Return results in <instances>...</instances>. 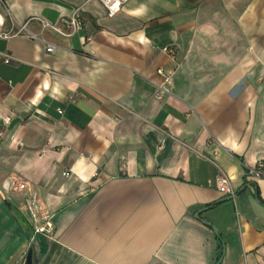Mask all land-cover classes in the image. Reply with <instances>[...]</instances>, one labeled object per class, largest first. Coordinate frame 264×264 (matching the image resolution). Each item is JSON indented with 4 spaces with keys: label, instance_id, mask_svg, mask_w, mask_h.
I'll return each mask as SVG.
<instances>
[{
    "label": "crops",
    "instance_id": "0c3cea01",
    "mask_svg": "<svg viewBox=\"0 0 264 264\" xmlns=\"http://www.w3.org/2000/svg\"><path fill=\"white\" fill-rule=\"evenodd\" d=\"M123 7L0 0V264H264V0Z\"/></svg>",
    "mask_w": 264,
    "mask_h": 264
},
{
    "label": "built area",
    "instance_id": "2783aa9c",
    "mask_svg": "<svg viewBox=\"0 0 264 264\" xmlns=\"http://www.w3.org/2000/svg\"><path fill=\"white\" fill-rule=\"evenodd\" d=\"M93 1H97L101 5V7H103V9L105 10L106 15L109 18H112L116 16L124 8L123 6L125 4H127L132 0H93ZM79 11H80L79 9L75 10L68 20L63 21L65 26L70 30L69 34L67 35L62 34L63 36L70 37L76 35L77 33H80L83 30L84 22L80 18ZM41 23L43 30H47L49 28L61 35V33H59V31H57L56 28L52 26V24L45 23L43 21ZM19 36H25L33 40L36 39L34 35L32 36L27 31L26 23L19 24V27L16 31L6 32L5 34L0 35V38L5 40V39L16 38ZM55 49L56 47L53 44L51 43L45 44V52L49 54H54L56 52ZM9 61H10V57H6L4 63L5 64L9 63ZM158 74L161 75V72H158ZM166 83H169L168 79H166ZM157 89H158V93L155 95L157 99H162L163 96L169 95L170 93V90H168V87L166 85H162V87H157ZM245 173H246V180L249 184L250 189L252 190V192H255V187H253L254 183L260 180H264V162L258 163L255 167L246 168ZM65 176H67V174ZM213 185L221 196H224L226 198L235 197V192L233 188H231V182L227 176L223 175L222 177L217 179ZM24 188H26L25 181L17 178H11L8 181L4 182V184L2 185V189L5 192L23 191ZM29 211L33 219H35L36 213H41V214L43 213V210L39 207V203L35 201L31 205H29ZM42 221L44 222L43 225L35 229V234L50 236L53 233V229H54L52 222L46 215L43 214H42Z\"/></svg>",
    "mask_w": 264,
    "mask_h": 264
},
{
    "label": "water",
    "instance_id": "95a60500",
    "mask_svg": "<svg viewBox=\"0 0 264 264\" xmlns=\"http://www.w3.org/2000/svg\"><path fill=\"white\" fill-rule=\"evenodd\" d=\"M236 197V196H235ZM234 197V198H235ZM234 198H227L228 200H232V199H234ZM202 211H206V210H202ZM202 211H200V212H198L196 215H195V217H196V219H198V220H201V218L199 217V215L202 213ZM202 221V220H201ZM203 222V221H202ZM206 226H210L211 228H212V230L215 232V234L218 236V231H216V229L209 223H206V222H203ZM218 238H219V236H218ZM220 239V238H219ZM221 260L218 262V264H221V262H222V257L220 258ZM23 264H34L33 263V250H31V249H29L28 250V252H27V254H26V257H25V259H24V262H23Z\"/></svg>",
    "mask_w": 264,
    "mask_h": 264
},
{
    "label": "rangeland",
    "instance_id": "374dc122",
    "mask_svg": "<svg viewBox=\"0 0 264 264\" xmlns=\"http://www.w3.org/2000/svg\"><path fill=\"white\" fill-rule=\"evenodd\" d=\"M11 192H13V191H11Z\"/></svg>",
    "mask_w": 264,
    "mask_h": 264
}]
</instances>
